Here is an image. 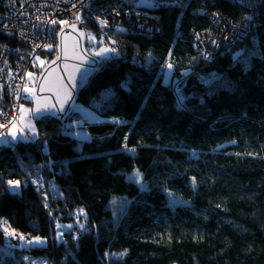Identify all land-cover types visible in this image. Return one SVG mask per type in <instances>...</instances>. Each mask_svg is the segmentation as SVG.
Masks as SVG:
<instances>
[{
  "label": "trees",
  "instance_id": "trees-1",
  "mask_svg": "<svg viewBox=\"0 0 264 264\" xmlns=\"http://www.w3.org/2000/svg\"><path fill=\"white\" fill-rule=\"evenodd\" d=\"M184 3L154 9V36L118 32L126 55L103 59L77 98L91 119L77 107L65 120L45 115L33 119L42 142L0 147V218L45 241L5 253L0 232V264H25L23 254L46 264H264V55L240 62L253 47L264 53V2L245 39L212 61L181 35L205 29V12L238 19L239 8L229 0ZM8 8L0 0V14ZM88 24L89 33L99 28ZM60 29L40 54L47 63ZM0 42L16 43L1 32ZM169 63L175 85L164 76ZM6 107L0 97V111ZM77 120L88 139L70 134ZM136 169L146 190L128 179ZM36 175L42 193L30 182ZM10 179L20 192L7 190Z\"/></svg>",
  "mask_w": 264,
  "mask_h": 264
},
{
  "label": "built area",
  "instance_id": "built-area-1",
  "mask_svg": "<svg viewBox=\"0 0 264 264\" xmlns=\"http://www.w3.org/2000/svg\"><path fill=\"white\" fill-rule=\"evenodd\" d=\"M230 1L239 8L238 19L211 10L204 13L209 21L205 29L191 28L188 33L181 35L190 42L194 52L202 59L212 61L216 56L224 57L234 42L243 41L250 22L245 16L257 12L260 3L264 2L257 0L256 7L251 8L239 0ZM184 2L185 0H8V11L0 14V32L16 43L12 45L0 42V85H3L0 88V97L7 104L0 111V125H4L0 127V132L9 127V124L18 121L28 70L32 67L34 58L48 49L44 46L52 44V36L58 27L80 25L84 32L85 45L100 43L109 49H115L110 53L125 56L126 46L118 38V32L154 36L158 34L161 24L160 16L154 9L158 5L179 6L184 5ZM116 12L120 14L116 15ZM77 15L80 16L79 20L76 19ZM97 17L106 20L107 26L102 27ZM53 20L56 23H52ZM88 23H96L99 28L89 33ZM61 130H66L65 123ZM34 180L39 179L35 177L30 182L38 193H42L44 189L40 186L41 181L37 184L33 183ZM7 226L9 231L13 230L8 223ZM0 231L5 245L9 244L8 239L19 246L18 248L27 243L18 237L7 236L2 226ZM16 233L22 235L20 232Z\"/></svg>",
  "mask_w": 264,
  "mask_h": 264
},
{
  "label": "water",
  "instance_id": "water-1",
  "mask_svg": "<svg viewBox=\"0 0 264 264\" xmlns=\"http://www.w3.org/2000/svg\"><path fill=\"white\" fill-rule=\"evenodd\" d=\"M56 37V56L42 66L35 80L31 100L33 119L50 115L59 120H65V117L70 116L75 108L70 107V104H64L63 107L68 111H59L65 89L67 88L72 93V99L76 104L78 95L88 78L103 64L100 58L88 53L85 47L84 32L80 25L62 26ZM72 84L77 86L72 88ZM38 107L41 110H47L38 114L36 111Z\"/></svg>",
  "mask_w": 264,
  "mask_h": 264
},
{
  "label": "rangeland",
  "instance_id": "rangeland-1",
  "mask_svg": "<svg viewBox=\"0 0 264 264\" xmlns=\"http://www.w3.org/2000/svg\"><path fill=\"white\" fill-rule=\"evenodd\" d=\"M248 28H249V26H248ZM85 47L87 48V50L89 51V53L92 56L98 57L101 60L108 58L112 54L110 52H107L103 56L98 55V53H100L103 48H107L106 46H103V45H100L98 48L94 47L92 49H90V47L88 45H85ZM115 55H118V54H115ZM37 57H38V59H37ZM46 63H47V59L42 55L41 56L37 55L34 58L33 65L28 70V73H31V76H29L27 73V77H26V81H25L26 84L24 86V91H23L24 95H23V99L21 101V106L19 108V113H18L19 119H18V121H15L11 124L8 123L9 127H6L3 131L0 132V147H2V145H12V143H14V142L23 141V140H29V141H32L33 143L34 142L36 143L37 141H38V143H40V142H42V140H44V138H45L44 136L38 135L35 124L33 122V116L31 114V108H32L31 100H32V95H33L32 91H33V88H34L35 82H36L35 80H36L37 76L39 75L42 66ZM167 69H169V68L167 67L166 70ZM165 71H164V74H165ZM170 72L172 74V68H171ZM171 74H170V77L167 78V80H168V82L171 81L172 83H174L176 81V79L173 77L171 80ZM174 85H175V83H174ZM25 89H27L28 91H25ZM175 90L177 91V89H175ZM76 107H77L76 109L83 114L82 118L85 119V116H86V119H88V120L91 119V117H90L91 111L90 110L84 109L83 107H81L79 105ZM33 128L35 129V135L33 133ZM9 132H15L17 134L18 138L16 140H13L10 135H7V133H9ZM71 132L72 133H70V134L73 137L75 136V138L85 137L86 139H88V137H89L88 133H85L83 131L81 122H79V120H77L76 123H74V124L72 123ZM77 134H80V135H77ZM36 178L41 181L42 188H43V178L41 177V175H40V177L38 175H36ZM49 188L51 189L50 190L51 193L53 195H55L56 194V192H54L55 189L52 186H50ZM7 190H9V188H7ZM9 192L14 193L10 190H9ZM16 192H20V190L18 189ZM76 213L79 214V212H76ZM22 235L25 236L26 238H29V239L32 238L29 235H25V234H22ZM7 242L9 243L7 245L8 248L3 247L5 250V251L4 250L3 251L5 253L6 252L10 253L11 249H14V250L19 249L18 248L19 246L12 244L9 239L7 240ZM24 245L27 246L29 244L25 243ZM31 245L35 246L36 244H31ZM36 246H38V245H36ZM21 258L25 264H46L42 259L32 258L26 254H23Z\"/></svg>",
  "mask_w": 264,
  "mask_h": 264
},
{
  "label": "snow or ice",
  "instance_id": "snow-or-ice-1",
  "mask_svg": "<svg viewBox=\"0 0 264 264\" xmlns=\"http://www.w3.org/2000/svg\"><path fill=\"white\" fill-rule=\"evenodd\" d=\"M142 2H143V0H142ZM239 2L242 3V4H245V5H247L248 7H251V8H255L256 5H257V0H239ZM72 6L73 7H76L75 4H73ZM119 14H120L119 12H116V15H119ZM76 19L79 20L80 19V16L77 15L76 16ZM97 19H98V21H99V23L101 24L102 27L103 26H107V21L106 20H101L99 17H97ZM245 19L251 21L253 19V17L252 16H245ZM51 22L52 23H56L55 20H53ZM119 30L120 31H123L124 29H119ZM91 38L94 39V37H91ZM197 38H199V37H197ZM213 43H215V41H213ZM37 46H39V45H37ZM44 47L45 48H48V49H51L52 46L51 45H45ZM110 51H113L114 52L115 49L103 48L101 50V52L98 53V55L103 56L105 53L110 52ZM257 55H264V53L259 52L255 47H253V49L250 50V51L249 50H246V54H245L244 58L242 60H240V62L243 63L245 65V67H247L250 64V62H251V57L257 56ZM37 59H38V57H37ZM237 59H239V54H238ZM167 67L169 69H171L173 66H172L171 63H169L167 65ZM28 75L31 76V73H28ZM128 83L129 82L123 83L121 85V87L127 88L128 87ZM76 86H77L76 84H72L71 85L72 88H75ZM2 87H3V85H0V88H2ZM177 87H179V85H177ZM25 91H28V90L25 89ZM185 99H186V97H183V96H181L179 98V104H180L181 107L184 106V100ZM60 104H61V108L59 109L60 112L68 111V110H66L63 107L64 104H70V107H72V108L76 107L75 106V102L72 99V93L70 91H68L67 88L65 89L64 99H62L60 101ZM46 110L47 109L41 110L39 107L36 109V111H37L38 114L41 113L42 111H46ZM111 122L114 123V124L126 123L125 121H119V120H116V119H113ZM0 127H4V125H0ZM68 127L70 128L72 126L71 125H68ZM33 133L35 135V129L34 128H33ZM7 135H10L13 140H16L18 138L17 137V134L15 132H9V133H7ZM77 135H80V134H77ZM125 140H127V136L125 137ZM123 147L125 149H127V144H125ZM129 151L134 152L135 149H130ZM192 155L193 156H196L197 154L195 152H193ZM128 179L130 181L134 182V183L139 184L141 190H146V185L143 182V174L138 169L134 170L133 173H131L128 176ZM2 182L3 181H0V183H2ZM33 183L39 184V180H34ZM192 183H193V186H195V183H196L195 178H192ZM7 185H8V188H9L10 191L16 192L21 187V182L19 180H11L10 179V180L7 181ZM40 186L42 187V185H40ZM38 190H39V188H38ZM169 195L171 196L172 193H169ZM46 198H47V194H45V199ZM45 207H47V204H45ZM78 212H79L80 215H83L85 217V219H86V213H84L83 209H79ZM0 226L3 227V231H4V233L7 236L12 237V238H17L18 237L21 241H26L27 244H29V245H31V244L43 245L44 242H45L44 239H42L39 236H36V237H33V238L29 239V238H26L25 236H23L21 234H17L15 230L9 231V227L7 226V221L4 220L3 218H0ZM56 227L57 228H69L70 229L72 227V225H60V224H57ZM80 227L83 228L84 226L83 225H80ZM62 236H63V233L62 232L59 233L58 234V239L60 237H62ZM126 254H127V250H125L124 252L120 253L119 255L120 256H124Z\"/></svg>",
  "mask_w": 264,
  "mask_h": 264
},
{
  "label": "bare ground",
  "instance_id": "bare-ground-1",
  "mask_svg": "<svg viewBox=\"0 0 264 264\" xmlns=\"http://www.w3.org/2000/svg\"><path fill=\"white\" fill-rule=\"evenodd\" d=\"M170 74H171L170 69H167V70L165 71V75L170 76Z\"/></svg>",
  "mask_w": 264,
  "mask_h": 264
},
{
  "label": "clouds",
  "instance_id": "clouds-1",
  "mask_svg": "<svg viewBox=\"0 0 264 264\" xmlns=\"http://www.w3.org/2000/svg\"><path fill=\"white\" fill-rule=\"evenodd\" d=\"M164 76H165V74H164ZM172 76V75H171ZM166 77V76H165Z\"/></svg>",
  "mask_w": 264,
  "mask_h": 264
}]
</instances>
